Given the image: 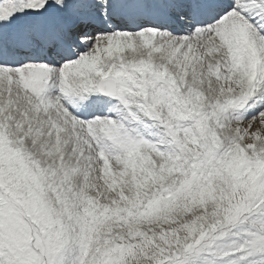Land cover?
<instances>
[{
	"label": "snow or ice",
	"instance_id": "1",
	"mask_svg": "<svg viewBox=\"0 0 264 264\" xmlns=\"http://www.w3.org/2000/svg\"><path fill=\"white\" fill-rule=\"evenodd\" d=\"M0 264H264V0H0Z\"/></svg>",
	"mask_w": 264,
	"mask_h": 264
}]
</instances>
